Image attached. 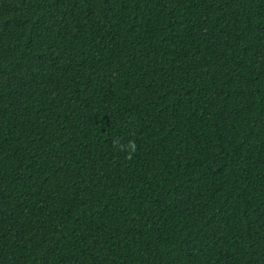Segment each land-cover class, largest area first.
<instances>
[{
    "label": "trees",
    "instance_id": "1",
    "mask_svg": "<svg viewBox=\"0 0 264 264\" xmlns=\"http://www.w3.org/2000/svg\"><path fill=\"white\" fill-rule=\"evenodd\" d=\"M0 264H264V0H0Z\"/></svg>",
    "mask_w": 264,
    "mask_h": 264
}]
</instances>
